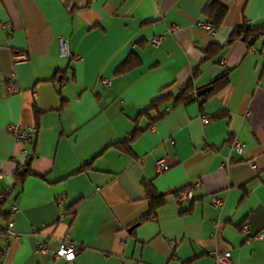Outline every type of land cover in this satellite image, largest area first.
Returning <instances> with one entry per match:
<instances>
[{
	"label": "crops",
	"instance_id": "1",
	"mask_svg": "<svg viewBox=\"0 0 264 264\" xmlns=\"http://www.w3.org/2000/svg\"><path fill=\"white\" fill-rule=\"evenodd\" d=\"M208 1L0 0V189L12 185L0 264H63L39 247L66 233L81 244L72 264H214L226 250L233 264H264V236L251 238L264 233V33L228 42L235 26L264 27V0H227L212 31L198 24ZM19 51L27 59L15 62ZM126 59L136 64L122 69ZM224 69L227 84L202 103L144 112L163 90L190 78L200 89ZM16 122L36 128L32 158L8 129ZM197 180L192 199L175 202ZM145 183L165 202L137 222L150 207Z\"/></svg>",
	"mask_w": 264,
	"mask_h": 264
},
{
	"label": "built area",
	"instance_id": "2",
	"mask_svg": "<svg viewBox=\"0 0 264 264\" xmlns=\"http://www.w3.org/2000/svg\"><path fill=\"white\" fill-rule=\"evenodd\" d=\"M199 25H203L207 28H209L211 31L214 30L213 26L210 22V19H206L204 21H198ZM171 33L176 31V26L174 25L170 29ZM162 39L161 35H155L151 37V42L155 45H158ZM59 49L62 53L70 54V50L68 47V41L67 40H59ZM27 59V52L25 51H19L15 52L13 54V60L15 62L25 61ZM62 82V80H61ZM106 84H110V81L108 79L105 80ZM9 92H15L17 91V87L14 84H10L7 87ZM164 110H169V107H165ZM201 120H205V115L200 114ZM8 129L13 136V138L16 141H19L23 143V146L21 148V153L25 155L27 158H32L34 153L32 149H30L29 145L34 141V136L36 133V128L32 124H26L21 122L11 123L8 125ZM227 143L229 147L236 150V152L243 156L246 154V149L241 141H239L237 138H228ZM230 160V157L228 155L223 156V159L221 160V166L226 165ZM155 165L158 171H162L165 169L166 165L162 161L161 158L156 159ZM200 182L194 181L191 186H187L184 188H181L176 191L174 194V200L177 203H182L184 201H189L192 199V189L193 187H198ZM12 185L5 186L4 188L0 189V203L4 202L7 198V195L11 192ZM211 203L214 205H220L222 203V199L218 197L217 195L213 194L210 199ZM19 208V205L14 202H9V210L14 212ZM8 244L17 237L18 232L15 229L14 221L9 220L6 224V226L3 229ZM264 236L263 232L255 233L251 236V238H262ZM81 248V244L71 238L69 234H64L61 238V241L59 242L58 246L55 248H51L46 244H41L39 247V251L41 253L44 252H52L54 258L63 259V264H72L74 258L76 257V253ZM213 259L214 264H233L231 259L230 251L226 250L224 252L213 253Z\"/></svg>",
	"mask_w": 264,
	"mask_h": 264
},
{
	"label": "trees",
	"instance_id": "3",
	"mask_svg": "<svg viewBox=\"0 0 264 264\" xmlns=\"http://www.w3.org/2000/svg\"><path fill=\"white\" fill-rule=\"evenodd\" d=\"M227 0H209L204 8L203 13L209 17L210 22L213 26V29L216 28L221 20L223 19L226 11H227ZM264 33V27H258V28H251L246 27L245 25L241 24L238 26H235L231 34L228 38V42H232L235 38H245L248 39L252 35L261 34ZM135 65L136 63H130V60L126 59L124 66L122 69H126L130 66ZM121 69V70H122ZM195 73V72H194ZM228 73L229 69H224L221 73L213 77L208 83L203 85L200 89H197L194 86L193 79L190 78L187 81H185L182 84L181 90L177 94H172L170 92H165L164 90L153 97L149 101L148 107H146L143 111L147 112L148 109H158V107L161 104L169 103L171 102V106L180 104V103H187L193 99L197 100L199 103H202L203 100H205L210 95H213L215 92H217L219 89L224 87L228 82ZM170 106V107H171ZM169 107V108H170ZM168 110H164L161 113H165ZM163 114H160L162 116ZM120 142H125L124 145H120ZM127 141L121 140L117 142L116 144L122 148L123 150L127 151ZM145 187L147 189V196L150 199V207L148 212L145 215H142L137 222H141L155 212L156 207L163 204L165 202V195L163 193L155 191L149 183H145Z\"/></svg>",
	"mask_w": 264,
	"mask_h": 264
},
{
	"label": "water",
	"instance_id": "4",
	"mask_svg": "<svg viewBox=\"0 0 264 264\" xmlns=\"http://www.w3.org/2000/svg\"><path fill=\"white\" fill-rule=\"evenodd\" d=\"M252 39H253V37H251V38L249 39V42H251Z\"/></svg>",
	"mask_w": 264,
	"mask_h": 264
}]
</instances>
